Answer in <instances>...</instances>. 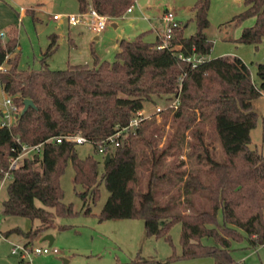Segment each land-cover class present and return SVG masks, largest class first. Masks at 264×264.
<instances>
[{
  "label": "trees",
  "instance_id": "obj_1",
  "mask_svg": "<svg viewBox=\"0 0 264 264\" xmlns=\"http://www.w3.org/2000/svg\"><path fill=\"white\" fill-rule=\"evenodd\" d=\"M76 1L80 11L91 6L108 18L121 16L134 3ZM209 3L195 0L192 5L196 25L192 34L185 35L180 24L173 28L169 42L176 49L158 47L163 36L149 41L143 31L120 38L112 61L99 58L91 49L92 64L68 63L65 68L47 64L58 46L55 32L47 35L39 67H18V29L13 24L8 27L5 39L0 38V65L7 63L0 71V86L15 105L22 108L23 99L30 98L35 106L19 111L10 124L0 125V179L10 172L2 213L24 216L32 223L27 230L13 227L5 234L18 232L32 243L41 232L56 227L55 215L78 212L62 200L60 176L70 161L83 201L99 199L100 182L108 191L98 220L140 218L147 235L168 241L170 227L180 223V252L173 251L165 261L210 256L214 264H240L232 254L231 241L264 246V156L249 146L250 130L259 118L254 100L264 95V60L256 62L255 81L238 55L207 57L212 47L205 33ZM243 3L244 8L230 21L238 24L251 17L253 22L243 26L235 40L257 46L264 37V0ZM155 97L178 98L175 107L160 111L164 117L171 114L176 122L161 149L154 147L153 135L145 133L149 124L145 118L108 148L109 158L99 174L96 157H80L74 142L54 140L58 135L80 133L98 152L104 138L126 125L145 102L154 103ZM185 132L192 138L187 154L197 165L163 166V158L183 143ZM211 133L221 148L219 158L209 148ZM36 143H42L40 152L23 155L16 167L8 168L22 144ZM141 167L147 172L143 190ZM83 212L91 213L89 205ZM161 219L167 220L160 224ZM165 261L134 258L115 264Z\"/></svg>",
  "mask_w": 264,
  "mask_h": 264
},
{
  "label": "rangeland",
  "instance_id": "obj_2",
  "mask_svg": "<svg viewBox=\"0 0 264 264\" xmlns=\"http://www.w3.org/2000/svg\"><path fill=\"white\" fill-rule=\"evenodd\" d=\"M37 15L40 21H33L30 14L21 17L16 23L18 29V40L20 43V56L18 67L40 66L41 50L47 43L46 34L51 31H57L60 37L67 36V23L57 25V21L49 17L50 14L64 10L66 13L78 12L75 9L76 0H70V4L64 9L59 8L61 0H39ZM24 2V1H22ZM195 0H135L132 12H124L114 22L113 27L108 23L101 31L98 40L93 39L91 31L80 26L70 28L72 38L75 41L74 46H69L61 41L55 51L47 58V64L50 68H65L69 62L73 63H93L91 49L94 50L99 58L112 61L116 50L115 40L125 34L132 38L139 32L151 29V22L158 18V15L172 9L176 20L183 25L185 35H190L195 31L194 11L191 9ZM19 4L15 7L18 10ZM78 5V3H77ZM8 8L9 6L6 5ZM14 8V9H15ZM190 8V9H188ZM244 8L243 0H210L208 8L209 24L205 33L212 41L210 52L213 54L219 52H233L225 54L242 55L249 66L250 74L253 80L258 81L256 76V62L264 60V40L255 46L237 42L235 38L239 36L241 29L245 25L251 24V17L246 18L241 23L234 24L230 21L232 16ZM79 9V8H78ZM10 10V9H9ZM19 11V10H18ZM161 14V15H162ZM7 17V10L0 4V24ZM111 21V20H110ZM178 21V22H179ZM159 22V21H158ZM97 32L96 30H94ZM146 32V33H147ZM6 35L0 37L4 40ZM146 40H153V34H147ZM3 96L0 94V108L5 110L7 105H3ZM170 101L164 97H155V102L147 101L144 103V110L150 114L149 124L145 133L153 135L154 147L161 149L164 147L172 135L176 122L171 114L165 117L160 113H154L155 107L162 109ZM255 108L258 111L259 118L256 125L250 130L251 148H256L264 156V97H258L254 100ZM1 120L7 121V118L0 116ZM206 130H210L206 126ZM192 138L185 132V139L179 146H173L171 154L163 158V166L178 165L179 169L189 168L197 165L193 156H188L190 151L187 144ZM209 148L215 157L221 156V148L217 138L213 133L209 137ZM139 147H143L141 143ZM75 150L80 157L92 154L99 160V174L103 167V154L95 151L91 142H83L75 145ZM141 173L140 188H145L147 172L144 167L139 168ZM73 168L68 161L64 172L60 176V183L63 189L62 200L65 203H71L74 210L78 211L70 215H55L54 222L56 227H52L37 235L32 243L35 245L47 246L48 241L42 240V236L50 233L53 236L51 246L56 247L58 252L46 254H33L31 264H62V258H67L66 264H115L118 262L129 261L134 258L153 259L165 261L174 251L180 252V223H174L169 230L171 241L164 237L147 235L144 230L143 220L140 218H111L98 220L97 213L104 203L108 191L103 182L99 184L100 197L95 202L89 201L88 197L83 201L77 194L82 188L73 182ZM10 177L1 182L0 179V264H22L19 258L10 252L12 243H20L25 240L23 235L18 232L6 231L13 227H19L27 230L32 227L31 220L20 215H5L2 213V201L6 198V185ZM36 204L41 203L36 200ZM89 205L91 213H84L83 209ZM181 208V207H179ZM167 219H161L160 224ZM58 225H66L67 228L59 229ZM28 228V229H29ZM232 254L240 264H259L264 261V246L257 245L255 248L249 247L245 240L231 241ZM141 264H154L143 262ZM162 264H214L210 256L181 258L165 261Z\"/></svg>",
  "mask_w": 264,
  "mask_h": 264
},
{
  "label": "built area",
  "instance_id": "obj_3",
  "mask_svg": "<svg viewBox=\"0 0 264 264\" xmlns=\"http://www.w3.org/2000/svg\"><path fill=\"white\" fill-rule=\"evenodd\" d=\"M132 10V5H130L125 12H129ZM53 18H58L59 14L55 13L52 15ZM87 17L88 23L92 26V28L96 31H99L103 29L106 24L110 22V18H108L105 15L99 14L95 9H93L91 6H89L86 10L84 11H78L75 13H68L66 18L69 24L75 25L79 22H82L85 18ZM161 19L164 24V30L162 33V40L158 44V47H168L170 49H176L178 48L177 45L170 44L169 39L172 36V31L173 28L177 27L179 25V22L175 19L174 13L171 10L165 11L161 15ZM3 33H0V36ZM5 67L0 65V71L4 70ZM3 105H7V108L5 110L0 108V115L3 118H7V121H2L1 124H10L15 115L21 110V107L18 105H15L14 102L12 101L10 96H7L3 100ZM178 103V98L175 97L173 100L170 101L166 106H173L175 107ZM162 108L160 106L155 107L154 113L158 114L159 111H161ZM150 117V114H147L144 110V108L137 110L133 113L131 116L129 122L116 129L114 133L111 135L107 136L104 138L101 143L98 146V150L105 155L108 153V148L113 145L118 144V138L121 133L129 132L130 130H135V127L145 118ZM67 140V141H72L75 144L83 143L88 141L87 138L80 134V133H73V134H65V135H58L54 137V140L56 142H60L61 140ZM89 142V141H88ZM42 143H36V144H22L20 151L16 156H14L10 163L8 168L12 169L17 166L19 159L26 154H33V153H38L41 151ZM10 177V172L7 170L4 173L3 178L1 179L4 181L5 178ZM10 252L12 254H15L18 258L19 261H21L22 264H31L32 261V255L33 254H46L49 252L56 253L58 252L56 247L51 246V244L47 246H41V245H35L34 243H27L25 240L20 243H12Z\"/></svg>",
  "mask_w": 264,
  "mask_h": 264
},
{
  "label": "crops",
  "instance_id": "obj_4",
  "mask_svg": "<svg viewBox=\"0 0 264 264\" xmlns=\"http://www.w3.org/2000/svg\"><path fill=\"white\" fill-rule=\"evenodd\" d=\"M22 1H24V2H22ZM134 2H135V0H134ZM18 3H20L19 4V7H18V10H16V6H17V4ZM39 3H41L39 0H0V4H1V6L3 7V8H5L6 10H7V17L4 19V20H2L1 21V24H0V33L2 32L3 34L0 36V37H2L4 34H6V31H7V29H8V27L11 25V24H13V25H16V23H18V21L19 20H21V17H24V16H26V15H28V14H30V16H31V19L33 20V21H40L41 20V18L37 15V12H38V8L40 7L39 6ZM70 4V0H61V2H60V5H59V8H61V9H64V7L66 6V5H69ZM6 5H8L9 6V8L6 6ZM76 9V11L78 10V11H80L79 9H78V5H77V3L75 4V6H74ZM15 8V9H14ZM10 9V10H9ZM26 9L27 10H29V12L28 11H26ZM165 9H169V10H171V11H173L172 9H170V8H165ZM188 9H190V8H188ZM132 10H133V4H132ZM132 10L131 11H129V12H132ZM163 12V11H162ZM162 12L158 15V18L156 19V20H154L153 22H151V29L149 30L150 32H145L144 31V37L148 34H150V33H152L153 34V40L156 38V37H161L162 36V33H163V30H164V24H163V21H162V19H161V14H162ZM55 13H58L59 14V17L58 18H53L52 17V15L53 14H55ZM70 13H75V12H72V11H70ZM32 14V15H31ZM67 14L68 13H66L64 10H59V11H56V12H54V13H52V14H50L49 15V17L51 18V19H53V20H55V21H57V25H61L62 23H64V22H66L67 23V36H62V37H60V35H59V33L57 32V31H51V32H55V33H57V35H58V44L61 42V41H64V42H66L69 46H74L75 45V41H74V39L72 38V35H71V30H70V28H73V27H76V26H80V27H82V28H84V29H87V30H89V31H91L92 33H94L93 34V39H95V40H98L99 38H100V33H101V31L106 27H104L103 29H101V30H99V31H97V32H95L94 31V29L92 28V26L88 23V21H87V17L82 21V22H79V23H77V24H75V25H71V24H69L68 23V21H67V18H66V16H67ZM123 15V14H122ZM118 17H115V18H110V22L109 23H111V25L113 26V27H116L117 26V24L114 22L116 19H117ZM252 19V22H253V18H251ZM159 21V22H158ZM177 21H179V20H177ZM252 22H250V23H252ZM179 24H180V21H179ZM107 25V24H106ZM142 32V31H141ZM140 33V32H139ZM49 34V33H48ZM48 34H46V37H47V35ZM59 37L61 38L60 40H59ZM120 38H131L130 36H129V34H125V35H123L122 37H119V38H116V40H115V45H116V50H115V52L117 51V49H118V40L120 39ZM262 40H264V37L262 38ZM46 41L48 42V39H46ZM149 41H151V40H149ZM47 44V43H46ZM46 46V45H45ZM45 48V47H44ZM41 52H42V50H41ZM225 53H233V52H230V51H227V52H217V53H215V54H213V52L211 53H209L208 55H207V57H214V56H218V55H222V54H225ZM11 55H8L7 57H6V59L8 58V57H10ZM238 56L243 60V61H245L246 62V60H245V58H243V56L242 55H239L238 54ZM69 63H73V62H69ZM3 67H7V63H6V60L4 61V62H2V64H1ZM0 94H2V96H3V98H5L6 97V93L2 90V88H1V86H0ZM259 97H264V95H261V96H259ZM1 116V115H0ZM1 118V117H0ZM3 120H1L0 119V125H1V122H2ZM1 182H2V180H1ZM30 226V225H29ZM29 226L27 227V229L29 228Z\"/></svg>",
  "mask_w": 264,
  "mask_h": 264
},
{
  "label": "water",
  "instance_id": "obj_5",
  "mask_svg": "<svg viewBox=\"0 0 264 264\" xmlns=\"http://www.w3.org/2000/svg\"><path fill=\"white\" fill-rule=\"evenodd\" d=\"M22 103H23V105H22V108L20 110V113H23L27 109L28 106H33V107L35 106V104L33 103V101L30 98H24ZM108 158H109V153H106L103 162L105 163L108 160ZM42 240H47L48 244H51L52 240H53V236L50 233H46L42 236ZM67 261H68L67 258H62V264H66Z\"/></svg>",
  "mask_w": 264,
  "mask_h": 264
}]
</instances>
